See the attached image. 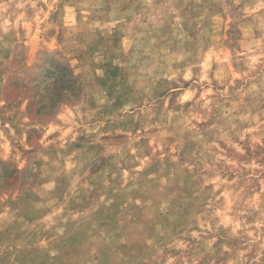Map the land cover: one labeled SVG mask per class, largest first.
I'll return each instance as SVG.
<instances>
[{
    "label": "clouds",
    "instance_id": "9594fccd",
    "mask_svg": "<svg viewBox=\"0 0 264 264\" xmlns=\"http://www.w3.org/2000/svg\"><path fill=\"white\" fill-rule=\"evenodd\" d=\"M193 3L195 16L185 11ZM0 22V89L14 79L31 104L8 118L0 91V169L14 170L0 172V209L29 198L5 218L27 211L37 233L65 239L88 218L72 202L103 185L97 205L113 188L143 215L119 238V229L90 236L79 264H99L103 247L111 264H264V0H0ZM29 25L43 33L40 54L5 59L7 49L27 52L17 36ZM101 37L78 73L68 53ZM113 55L128 91L118 108L94 71ZM51 57L73 86L41 82ZM186 186L190 213L173 230Z\"/></svg>",
    "mask_w": 264,
    "mask_h": 264
},
{
    "label": "rangeland",
    "instance_id": "374dc122",
    "mask_svg": "<svg viewBox=\"0 0 264 264\" xmlns=\"http://www.w3.org/2000/svg\"><path fill=\"white\" fill-rule=\"evenodd\" d=\"M195 7L193 3L185 11L195 16ZM0 29H2V22H0ZM189 35L194 36V32H189ZM42 36L43 33L38 29L32 28L31 25H29L28 29H21L17 38L23 41V48L27 50V52L24 53L16 49H7L5 51V59L11 58L13 61H16L18 58H23L31 63L40 54L39 45ZM59 41V37H53L47 43L50 48H56ZM102 43L103 38L101 37L93 44H85L82 52L77 57H73L71 52L68 53L71 65L78 73H82L85 70L81 67V62L84 61L88 55H95V53L99 51V45ZM115 59L114 55L111 59L105 58L104 61H101L97 57L94 71L98 74L100 88L105 90L107 96L114 98L113 108H118L123 106L124 101L127 99L128 91L120 88L123 79V61L117 64L114 63ZM47 64L48 67L41 76V82L54 77L63 78L65 76L64 64L59 63L55 57L49 58ZM86 67L89 69L92 68L91 65H87ZM5 78V73L0 72V80H4ZM0 91H2L7 98L6 108L8 111L4 113L6 117L12 118L15 114L30 109V102L26 103L24 100L19 99L24 93L18 88L17 82L14 79L8 78L6 87L0 89ZM38 92L39 88L33 89L34 95L38 94ZM155 171V168L150 169L149 174H154ZM0 172H3L9 177L14 175V170L10 166L3 167L0 169ZM117 180H119V178H117ZM108 182L109 185L116 183L112 180L111 176L108 177ZM188 183L189 181H186V185ZM125 187L131 188V185H125ZM101 188H103V185H96L93 191L89 193L80 204L72 202L71 207H73L74 210L87 213L88 218H86V222L79 227L69 224L68 232L70 234L65 239L57 240L54 239L51 234L41 235L37 233L36 230L32 228L36 216L29 214L27 211L18 212L17 223H13L7 232H1L0 234V264H79L87 254L90 236L116 229H119L117 232L118 238L126 234L129 227L135 225L142 217L143 212L138 205L133 208L129 204L127 198L128 194L115 192L113 188H109L106 197L110 202L97 205V192ZM62 191L63 189L58 193V195H61V198ZM130 194L136 198L142 195V193H139L134 188L131 189ZM191 195V190L187 186L177 193L170 213V215L176 218L175 221L169 225L173 227V230L179 228L189 215L190 205L185 206L183 198ZM28 199L29 198H24L21 202H15L11 201V198H9V201L12 203L8 205V209L12 211L18 208L27 209ZM124 215H127L128 223L120 227V220ZM23 218H25L26 221ZM3 220H5L6 223L10 222L8 218L5 217ZM164 222L166 224L169 223L167 217L164 218ZM19 224L21 225L18 226ZM49 250L52 255H49ZM112 258L113 251L111 248L103 247L99 249V256L97 257L99 264H111Z\"/></svg>",
    "mask_w": 264,
    "mask_h": 264
},
{
    "label": "crops",
    "instance_id": "0c3cea01",
    "mask_svg": "<svg viewBox=\"0 0 264 264\" xmlns=\"http://www.w3.org/2000/svg\"><path fill=\"white\" fill-rule=\"evenodd\" d=\"M24 199V198H23ZM23 199H20V200H18V201H15V202H21ZM12 202H6V205L4 206V208L3 209H0V234H1V232H7V230H9V227H11V225L13 224V223H17L16 222V220L17 219H15V221H13V219H11L10 217H8V220L10 221L9 223H6L5 222V220H3L4 219V217H5V213L6 212H8V205L9 204H11ZM18 204V203H17ZM23 219H25V218H23ZM19 220V219H18ZM25 221H26V219H25ZM21 224H19L18 226H20ZM19 247V246H18ZM19 249H20V247H19Z\"/></svg>",
    "mask_w": 264,
    "mask_h": 264
},
{
    "label": "trees",
    "instance_id": "16d2710c",
    "mask_svg": "<svg viewBox=\"0 0 264 264\" xmlns=\"http://www.w3.org/2000/svg\"><path fill=\"white\" fill-rule=\"evenodd\" d=\"M64 73H65V76L63 78L65 79L66 85L69 87L73 86L74 81H72L71 79L68 78L70 75V70L66 64H64ZM29 107H30V105H29Z\"/></svg>",
    "mask_w": 264,
    "mask_h": 264
}]
</instances>
